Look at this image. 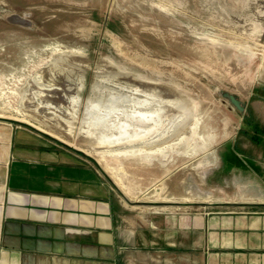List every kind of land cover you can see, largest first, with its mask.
<instances>
[{"label":"rangeland","instance_id":"obj_1","mask_svg":"<svg viewBox=\"0 0 264 264\" xmlns=\"http://www.w3.org/2000/svg\"><path fill=\"white\" fill-rule=\"evenodd\" d=\"M16 126L83 153L137 208L264 196V0H0L6 142ZM228 135L259 179L211 165Z\"/></svg>","mask_w":264,"mask_h":264},{"label":"crops","instance_id":"obj_2","mask_svg":"<svg viewBox=\"0 0 264 264\" xmlns=\"http://www.w3.org/2000/svg\"><path fill=\"white\" fill-rule=\"evenodd\" d=\"M232 136L211 165L259 179L260 156ZM222 198L137 208L83 153L28 127L6 142L0 129V264H264V196Z\"/></svg>","mask_w":264,"mask_h":264},{"label":"water","instance_id":"obj_3","mask_svg":"<svg viewBox=\"0 0 264 264\" xmlns=\"http://www.w3.org/2000/svg\"><path fill=\"white\" fill-rule=\"evenodd\" d=\"M223 96L226 97L227 99L230 100V102L235 106L237 107L240 111H244L245 110V105L244 103L241 101V99L239 98L238 95L236 94H232L230 92H227V91H224L223 93ZM161 205H169L171 204L170 202H166V201H163V202H160Z\"/></svg>","mask_w":264,"mask_h":264},{"label":"trees","instance_id":"obj_4","mask_svg":"<svg viewBox=\"0 0 264 264\" xmlns=\"http://www.w3.org/2000/svg\"><path fill=\"white\" fill-rule=\"evenodd\" d=\"M256 129V127H254ZM257 130V129H256ZM252 138H255L256 140H260L259 137L257 136V132H255L252 136Z\"/></svg>","mask_w":264,"mask_h":264}]
</instances>
